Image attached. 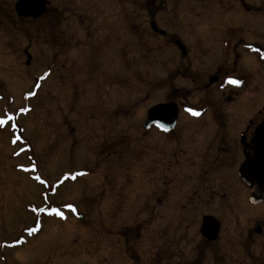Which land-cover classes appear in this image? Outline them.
<instances>
[{"label":"rangeland","instance_id":"obj_1","mask_svg":"<svg viewBox=\"0 0 264 264\" xmlns=\"http://www.w3.org/2000/svg\"><path fill=\"white\" fill-rule=\"evenodd\" d=\"M15 1L0 0V117L5 120L0 118V264H154L149 234L157 222L163 227L170 220L146 217L140 210L136 165L119 169L117 179L128 175L113 184L107 155L98 156L100 148H107L118 132L130 136L120 135V142L139 137L145 111L166 100L175 87L179 97L205 98L196 84L207 82L217 65L233 60V53L226 58L220 52L219 38L229 30L247 45L238 44L237 65L249 77L250 87L256 84L258 104L264 105V0H156L151 18L165 35H180L190 49L198 36L208 46L205 51L182 56L167 42L156 49L153 33L145 40L131 36L127 63H119L114 55L109 67L99 71L84 68L85 59H95L89 48L93 37L112 21L119 27L115 35H127L123 15L132 29L144 28L142 9L150 7L151 0H50L67 9L69 41L67 57L56 60L47 80L50 54L64 46L55 42L58 28L46 25L45 14L30 21L17 17ZM115 43L119 54L122 47ZM25 52L31 55L28 64ZM36 78L35 94L25 98ZM108 78L114 80L110 88L104 83ZM243 193L246 214L263 207L251 204L248 192ZM219 221L223 233L255 226L228 210ZM199 225L195 218L196 231ZM32 228L36 230L30 233ZM221 237L201 259L191 251L177 264H259L251 246L226 247ZM165 259L162 264H167Z\"/></svg>","mask_w":264,"mask_h":264},{"label":"flooded vegetation","instance_id":"obj_2","mask_svg":"<svg viewBox=\"0 0 264 264\" xmlns=\"http://www.w3.org/2000/svg\"><path fill=\"white\" fill-rule=\"evenodd\" d=\"M44 1L45 5L41 15H46V25L51 24L54 29L58 28L55 42L58 40L60 45L64 44L59 50H54L50 54L51 59L46 66L47 80L56 60L67 57L65 43L69 41V38L66 34V24H64L67 9L52 5L50 0ZM19 2L20 0H16L14 3V12L17 17L30 21L41 16L32 17L19 14L16 9ZM156 2V0H151L148 3L150 7L145 4L146 7L142 9L147 17L148 27L146 25L141 29L135 25L136 28L132 29V22L123 15L121 21L124 29L122 31L125 30L127 35L124 37L115 35L119 27H115L113 21L110 25H106L104 33L95 35L89 47L95 59L93 57L85 59L84 68L90 70L97 68L99 71L105 66L107 69L108 60L110 62L115 60L114 55H118L116 60L125 65L131 53L129 37L139 36L140 40L142 38L145 40L151 33L158 38L156 49L160 48L163 42H167L182 56L194 53L195 50L204 52L208 46L198 36L191 46V51L190 46L180 40V35H165V31L160 29L151 18L155 14V11L152 12L151 9L157 4ZM120 6L121 4L119 8ZM87 27L84 31H88ZM226 32L224 37L219 38V43L222 45L220 52L226 58H229L232 53L234 57L231 56L233 60L228 65L220 66L219 64L213 68L212 70L215 69L213 74L207 75V82L196 84L197 89L205 93L203 94L205 98L189 100V96L179 97L180 95L173 93L177 92L175 87L166 100L158 101L150 106L152 108L155 105H161L162 108L158 114L161 111L165 112L164 116L160 115L156 119V123L149 121L150 108H148L141 122L142 132L137 135L139 137L120 142V135H126L129 139L130 136L118 132L121 134H116L107 148H100L98 153V156L101 153L107 155V166L112 171L111 179L114 185L117 179L116 173L122 169L125 170L129 164L136 165L139 176L134 180L139 181L140 210L146 213V217L170 220L167 223L168 226L163 227H161V222H157L156 227H153L149 234L150 240H153L154 260L151 262L154 264H162L163 258H166L167 264H174V262L177 264L179 258L182 259L185 253L191 251H195L200 257L198 259H201L204 251L210 249L211 244L219 241L221 236H224L221 237L224 246L249 245L253 250L254 262L259 264L264 262V183L259 185L254 183L248 187L242 183L238 173L247 154L253 155L251 139L257 125L264 118V105L258 104L256 84L253 82L254 87H250L252 83L249 82V77L237 65L240 55L236 48L238 44H241V47L247 45H243L242 40H235L231 34L232 30ZM163 37L165 40L161 39ZM111 38L112 40L115 38L114 43H110ZM79 39L75 40L78 46L81 44ZM115 41L120 42L122 47L119 54L118 51L114 52ZM63 65L65 68H70L66 63ZM96 71L93 72L96 73ZM228 77L240 80L241 83L233 85L228 82ZM210 79L213 81L210 82ZM38 81L39 78H36V82ZM113 82L114 80L108 78V81L106 79L104 83H109L110 88ZM96 86L98 84L93 87ZM217 94L220 95L219 98H216ZM14 133L17 134L18 130H14ZM147 134H150L149 137H146ZM116 139H119V142ZM126 142L127 145H125ZM127 175L128 172L122 178L119 176L118 182L119 179H126ZM245 190L248 192V200L250 196L256 199V203L251 204L263 206L251 216L243 210ZM119 195L120 192L116 197ZM227 210L233 216L245 218L246 224L255 223V226L231 227V230L223 233L222 222L219 221L215 237L210 238L202 234L200 225L205 217L220 220ZM195 218L200 219L198 232L194 227ZM130 260L135 259L130 257Z\"/></svg>","mask_w":264,"mask_h":264},{"label":"water","instance_id":"obj_3","mask_svg":"<svg viewBox=\"0 0 264 264\" xmlns=\"http://www.w3.org/2000/svg\"><path fill=\"white\" fill-rule=\"evenodd\" d=\"M44 5V0H20L16 9L19 14L37 17L43 12ZM26 55V63H29L31 56L28 53H26ZM211 81L213 80L210 79V82ZM161 108V105L150 108L148 112V119L150 122L156 123V119L160 115L164 116V111L158 114ZM251 142L253 155H247L239 168V177L241 181L249 187L254 183L258 185L264 183V119L256 127ZM250 201L254 203L256 199L251 196ZM218 227L219 223L216 220L211 217H205L202 220L201 232L213 238L217 233Z\"/></svg>","mask_w":264,"mask_h":264},{"label":"snow or ice","instance_id":"obj_4","mask_svg":"<svg viewBox=\"0 0 264 264\" xmlns=\"http://www.w3.org/2000/svg\"><path fill=\"white\" fill-rule=\"evenodd\" d=\"M228 82L231 83V84H233V85H239V84L241 83L240 80H237V79H235V78H233V77H228ZM29 95H31V93H29ZM22 111H24V109H22ZM189 111H193V110H192V109H189ZM196 114H198V113H196ZM37 179H39V177H37ZM67 207H69V208H73V210H75L73 205H67ZM53 211H56V210L53 209ZM60 215L63 216V213H60ZM35 230H36L35 228L28 229V231H29L30 233L33 232V231H35ZM18 242H19V241H17V243H18Z\"/></svg>","mask_w":264,"mask_h":264}]
</instances>
